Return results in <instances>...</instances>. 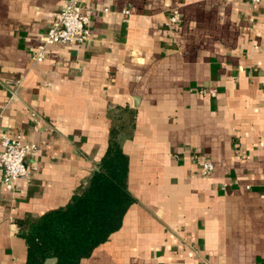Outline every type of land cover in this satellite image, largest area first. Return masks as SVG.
Returning <instances> with one entry per match:
<instances>
[{
	"label": "crops",
	"instance_id": "crops-1",
	"mask_svg": "<svg viewBox=\"0 0 264 264\" xmlns=\"http://www.w3.org/2000/svg\"><path fill=\"white\" fill-rule=\"evenodd\" d=\"M67 1L0 0V140L36 147L13 189L0 172V264H25L16 221L68 204L111 132L134 203L79 264H264V0H79L88 39L34 63Z\"/></svg>",
	"mask_w": 264,
	"mask_h": 264
},
{
	"label": "trees",
	"instance_id": "trees-1",
	"mask_svg": "<svg viewBox=\"0 0 264 264\" xmlns=\"http://www.w3.org/2000/svg\"><path fill=\"white\" fill-rule=\"evenodd\" d=\"M128 157L115 133L86 185L64 207L16 221L25 264H79L117 232L134 203L127 186Z\"/></svg>",
	"mask_w": 264,
	"mask_h": 264
},
{
	"label": "built area",
	"instance_id": "built-area-1",
	"mask_svg": "<svg viewBox=\"0 0 264 264\" xmlns=\"http://www.w3.org/2000/svg\"><path fill=\"white\" fill-rule=\"evenodd\" d=\"M259 2L260 0H251ZM126 12V11H125ZM180 19L178 9H173L168 17V24L175 25ZM90 22L89 13L79 0H68L52 20L50 28L42 37L41 43L31 60L40 63L44 60L45 51L55 45H72L84 43L89 37L88 25ZM16 88L20 83H15ZM203 93V91H201ZM0 172L2 181L7 189L15 187L16 181L27 178L28 169L25 160L28 156L34 155L36 147L32 143H24L21 135L5 134L0 140ZM214 166L209 161L200 164L199 175L208 178L213 173Z\"/></svg>",
	"mask_w": 264,
	"mask_h": 264
}]
</instances>
